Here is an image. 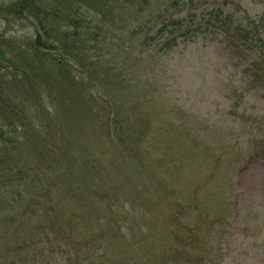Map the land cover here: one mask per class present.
<instances>
[{
    "label": "rangeland",
    "instance_id": "374dc122",
    "mask_svg": "<svg viewBox=\"0 0 264 264\" xmlns=\"http://www.w3.org/2000/svg\"><path fill=\"white\" fill-rule=\"evenodd\" d=\"M174 2L95 15L81 49L102 96L36 57L37 19L0 0V264H264V88L206 29L216 2L254 19L264 0ZM160 13L183 28L156 33ZM68 161L75 178L57 187Z\"/></svg>",
    "mask_w": 264,
    "mask_h": 264
},
{
    "label": "trees",
    "instance_id": "16d2710c",
    "mask_svg": "<svg viewBox=\"0 0 264 264\" xmlns=\"http://www.w3.org/2000/svg\"><path fill=\"white\" fill-rule=\"evenodd\" d=\"M71 1L72 0H54L57 5H67ZM174 1V5H179L180 1L193 3L194 0ZM44 2L45 0H19V7L21 8L17 11L23 14L29 12L38 21L37 24L39 27L36 29L31 44L32 52L38 58H45L51 67H57L66 71V73L70 72V66L77 68L85 79L87 78L89 81L93 82V85H95L94 82L98 83L96 84L98 86H95L102 91H100V95L103 96L105 93L109 94L111 91L107 89L103 83H99L95 75L90 71L87 65L89 56L81 49L86 38V27L89 26L88 23L91 19V15L100 14L107 18L120 4L137 5L135 0H104L100 2V6L98 5L97 7L89 5V3H96L97 0H73L74 7L72 10L62 12L46 8L43 6ZM76 2L79 4H76ZM150 2L151 0H143L142 4L146 7ZM84 4H86V6H84ZM219 4L221 3H217L208 11L206 25L211 30H221L227 37V46L234 49L239 57L247 60L252 59V61L248 63L252 68V73L251 68L247 70L245 67L248 71V77H251L250 84L252 87L255 86V88L258 89L264 88V9L258 16H255L254 19H249L244 15H236L234 11H226L225 8ZM89 8L95 9V14L92 13ZM15 11L16 9H14V12ZM17 11L16 13H18ZM152 19L160 21L161 27L156 33L160 32L162 35L166 32L172 34L178 29L183 28L182 21L172 16H167L164 13L156 15ZM204 19H206L205 16L198 21L200 27L203 26ZM23 71L26 74L27 70L25 68ZM36 88L47 93V87L45 85L33 87L34 90H36ZM84 99L85 93L83 89H79L71 96V101L74 104V111H78L80 116L86 118L87 115L82 110L83 108H87L92 102H86L87 99ZM124 130L117 128V133H127V126ZM0 136L4 137L3 129H0ZM68 163L70 165V162ZM71 167L70 165L69 170L63 172V175L55 186L62 187L73 181L75 177L69 173ZM14 170L16 172L18 171V174H28L25 166H21L19 169ZM50 193L51 186L46 187L45 191L40 195L44 196V198H48ZM12 202L14 204L16 203L14 201ZM10 204L12 203L10 202ZM0 215L2 214L0 213Z\"/></svg>",
    "mask_w": 264,
    "mask_h": 264
}]
</instances>
